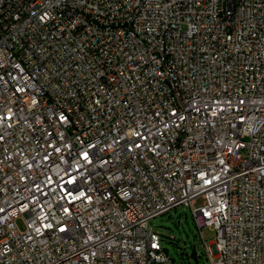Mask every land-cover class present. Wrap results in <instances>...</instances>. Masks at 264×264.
Segmentation results:
<instances>
[{"label":"built area","instance_id":"1","mask_svg":"<svg viewBox=\"0 0 264 264\" xmlns=\"http://www.w3.org/2000/svg\"><path fill=\"white\" fill-rule=\"evenodd\" d=\"M180 205L264 264V0H0V264H171Z\"/></svg>","mask_w":264,"mask_h":264},{"label":"rangeland","instance_id":"2","mask_svg":"<svg viewBox=\"0 0 264 264\" xmlns=\"http://www.w3.org/2000/svg\"><path fill=\"white\" fill-rule=\"evenodd\" d=\"M202 199H198V204ZM27 216V214H26ZM20 228H25V221L22 216L17 219ZM154 231L162 236V246L169 250L171 264H211L203 239L196 226L192 210L188 206L180 205L168 212L160 214L151 220ZM204 235L208 241H212L215 231L210 227H205ZM197 247V256H191L192 246ZM174 261H173V260ZM154 264H162L155 262Z\"/></svg>","mask_w":264,"mask_h":264},{"label":"water","instance_id":"3","mask_svg":"<svg viewBox=\"0 0 264 264\" xmlns=\"http://www.w3.org/2000/svg\"><path fill=\"white\" fill-rule=\"evenodd\" d=\"M164 252L167 254V255H169V250L167 249V248H164ZM191 256L192 257H196L197 256V247H196V245H193L192 246V249H191ZM173 260V259H172ZM174 261V260H173Z\"/></svg>","mask_w":264,"mask_h":264}]
</instances>
